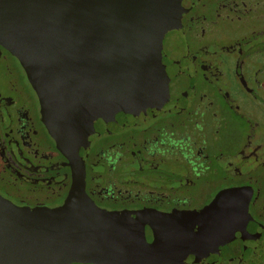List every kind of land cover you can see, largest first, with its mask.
Here are the masks:
<instances>
[{
	"label": "flooded vegetation",
	"instance_id": "1",
	"mask_svg": "<svg viewBox=\"0 0 264 264\" xmlns=\"http://www.w3.org/2000/svg\"><path fill=\"white\" fill-rule=\"evenodd\" d=\"M182 23L190 56L169 76L176 109L102 134L85 153L62 149L0 46V195L58 209L84 177L101 210L219 213L249 253L264 250V0H202Z\"/></svg>",
	"mask_w": 264,
	"mask_h": 264
},
{
	"label": "water",
	"instance_id": "2",
	"mask_svg": "<svg viewBox=\"0 0 264 264\" xmlns=\"http://www.w3.org/2000/svg\"><path fill=\"white\" fill-rule=\"evenodd\" d=\"M201 1L0 0V46L20 61L62 149L85 153L102 134L176 109L169 76L188 61L182 20ZM83 181L58 209L0 195V264H264V250L225 233L226 215L110 213Z\"/></svg>",
	"mask_w": 264,
	"mask_h": 264
}]
</instances>
